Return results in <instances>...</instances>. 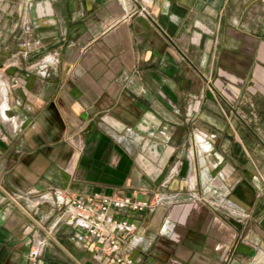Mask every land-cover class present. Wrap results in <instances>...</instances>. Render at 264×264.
Returning a JSON list of instances; mask_svg holds the SVG:
<instances>
[{
  "label": "crops",
  "instance_id": "crops-1",
  "mask_svg": "<svg viewBox=\"0 0 264 264\" xmlns=\"http://www.w3.org/2000/svg\"><path fill=\"white\" fill-rule=\"evenodd\" d=\"M263 20L264 0H2L18 126L0 118V264H29L37 239L39 264H264L260 143L240 121L250 102L264 111ZM57 189L150 200L128 212L124 262Z\"/></svg>",
  "mask_w": 264,
  "mask_h": 264
},
{
  "label": "built area",
  "instance_id": "built-area-1",
  "mask_svg": "<svg viewBox=\"0 0 264 264\" xmlns=\"http://www.w3.org/2000/svg\"><path fill=\"white\" fill-rule=\"evenodd\" d=\"M10 87L11 85L5 80H0V92L3 97L2 102H0V118L11 122L13 126L17 127L16 117L6 113L10 109V105L4 99ZM195 138L201 151L212 150L214 135L199 132L195 135ZM41 197L48 198V194H42ZM53 198L56 204L65 208L69 221L85 230L87 237L94 241L98 251L114 254L119 262L125 261L117 253L121 241L135 226L127 218L128 212L143 211L151 206L148 198L136 194L96 192L70 196L57 189L53 193ZM45 245L44 239H37L33 243L28 254L31 260L29 264L40 263V255L43 254ZM127 262L132 263L129 259H127Z\"/></svg>",
  "mask_w": 264,
  "mask_h": 264
},
{
  "label": "rangeland",
  "instance_id": "rangeland-1",
  "mask_svg": "<svg viewBox=\"0 0 264 264\" xmlns=\"http://www.w3.org/2000/svg\"><path fill=\"white\" fill-rule=\"evenodd\" d=\"M262 76L264 80V75ZM261 89H262V92H264V86H261ZM248 107H249L248 109L244 110L243 116H241L240 121L242 123L246 122L248 124L250 128L249 129L250 132L244 133L245 138L242 134V138L245 140L247 139L250 141H256V146L258 142L260 143L259 144L260 146L258 145V148L254 150L252 149L251 151L253 152L252 156L257 157L258 159H261L263 161L262 166H260V170H262V172L264 173V111L262 110L260 106L256 104V102H253L252 104L250 102ZM250 180L251 179L244 180L243 183L246 184L247 187L249 188H254ZM261 181H262V184L264 185V180L262 178H261Z\"/></svg>",
  "mask_w": 264,
  "mask_h": 264
}]
</instances>
